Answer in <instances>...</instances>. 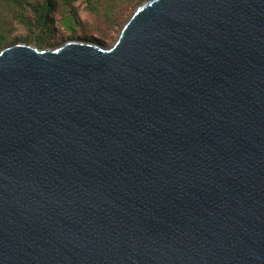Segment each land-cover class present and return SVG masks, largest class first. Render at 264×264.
<instances>
[{"label": "water", "instance_id": "95a60500", "mask_svg": "<svg viewBox=\"0 0 264 264\" xmlns=\"http://www.w3.org/2000/svg\"><path fill=\"white\" fill-rule=\"evenodd\" d=\"M0 264H264V0L0 49Z\"/></svg>", "mask_w": 264, "mask_h": 264}, {"label": "trees", "instance_id": "16d2710c", "mask_svg": "<svg viewBox=\"0 0 264 264\" xmlns=\"http://www.w3.org/2000/svg\"><path fill=\"white\" fill-rule=\"evenodd\" d=\"M77 0H0L13 4L21 21L31 19L29 30L34 32L32 38L19 37L14 43H33L38 48H50L63 44V39L58 41L54 28L53 16L58 14V19L71 30V38H81L85 34H96L105 38L114 30H120L123 24L130 17L124 15L131 8L135 7L142 0H85L86 5L82 15L72 5ZM147 1V0H143ZM132 8L128 11H130ZM133 11H131L132 13ZM131 15V14H130ZM70 18V24L64 20ZM26 23H29L28 21ZM40 33L43 36H36Z\"/></svg>", "mask_w": 264, "mask_h": 264}, {"label": "rangeland", "instance_id": "374dc122", "mask_svg": "<svg viewBox=\"0 0 264 264\" xmlns=\"http://www.w3.org/2000/svg\"><path fill=\"white\" fill-rule=\"evenodd\" d=\"M135 1H137V0H135ZM143 2H145V1L142 0L141 3H143ZM141 3H139L138 5H140ZM72 5L74 6L76 11L78 12V15H82L84 7L86 5V1L85 0H77ZM128 6L131 7L132 8L131 11H133V5L129 4ZM128 11L124 15V18L130 16L131 11H130V13ZM70 18L68 17L64 21L67 24H70ZM52 19L54 21V28L53 29H55L56 38L58 39V41L63 39V42H66L69 40H81V41H86V42L102 45L104 47H109L116 41V39L119 35V32L121 30V29L120 30L118 29V31L114 30V31L110 32L108 34V36H106L105 38L100 37L97 34L95 36H93V34H91V33L85 34V36L83 35V36H81V38H79V37L78 38H71V30L67 29L65 24H63V22L58 19V14L53 16ZM27 21L29 23H26ZM30 21H31V19H27L26 22L21 21L20 18L18 17L17 9L13 4H10L9 2H0V49L4 48L6 46H9L11 44H15L14 40L19 38V37L32 38L34 36V32H32V31L30 32V30H29L28 26L31 25ZM37 35L40 36L41 34L36 33V36ZM39 36H37V37H39ZM41 36H43V35H41ZM21 43H23V42H21ZM30 45H34V44L30 43ZM50 48H52V47H50Z\"/></svg>", "mask_w": 264, "mask_h": 264}]
</instances>
